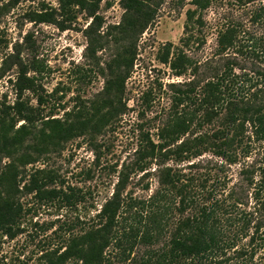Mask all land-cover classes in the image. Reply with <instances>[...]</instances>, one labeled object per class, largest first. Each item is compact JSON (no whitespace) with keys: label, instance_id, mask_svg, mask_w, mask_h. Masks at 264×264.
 <instances>
[{"label":"rangeland","instance_id":"rangeland-1","mask_svg":"<svg viewBox=\"0 0 264 264\" xmlns=\"http://www.w3.org/2000/svg\"><path fill=\"white\" fill-rule=\"evenodd\" d=\"M50 8L58 12V0H0V110L17 100L15 80L21 70L27 76L35 74L36 89L22 90L20 100L35 107L38 96L43 98L40 115H36L31 124L33 137H27L25 143L37 140L44 119L50 116L63 119L66 112L72 114L77 109L85 117L94 104L105 101L109 62L116 54L125 56L132 50L133 43L134 55L118 99L120 111H116L115 118L88 127L84 134L38 155L37 161L25 165L20 173L24 178L20 182L22 185L36 168L51 171L55 180L50 186L76 187L83 193L82 200L67 204L18 192L22 212L14 228L15 235L0 233V264H45L50 251L60 253L69 238L81 233L82 225L96 222L95 215L112 194L120 169L132 164L134 152L146 133L157 141L158 129L176 121L170 118L175 94L171 84L188 81L193 74L198 79L205 74L208 76L211 69H222L226 60L234 62L237 94L252 86H261L264 80L257 73L264 68V0H207V6L192 19L198 42L182 46L192 64L199 65L198 72L193 73L190 65L183 75H175L168 64L162 62V56L167 48L172 53L181 46L180 39L185 37L186 10L193 8L191 0H160L152 23L134 36L122 34L119 28L113 29L125 14L120 0H101L95 11L101 21L89 31L91 40L85 31L93 19L85 10H77L75 19L64 17L60 22L63 28L53 22L32 19L35 12ZM55 18L59 20L60 16ZM197 19L201 24L196 23ZM227 28L235 30L230 37L234 45L222 50L218 47V39ZM33 60L38 61L40 72L37 75L29 69ZM71 114L67 119H71ZM218 122L221 125L220 120ZM20 123L22 121L17 125ZM205 124L195 130L209 129ZM27 151H31L29 147ZM1 159L0 168L9 161L6 157ZM215 160L218 159L207 151L182 161L169 156L160 167L168 166L179 172L185 184L192 188L191 192L198 193L195 204L200 205L205 200L201 179L208 171L213 170L225 183L218 187L217 196L240 182L242 160L234 164L223 161V166L218 165L221 161ZM155 163L142 172L129 170L123 191L126 200L134 198L139 204L160 188ZM242 187L247 189L244 183ZM136 208L134 205L121 208L114 239L106 250L108 264H146L153 252L167 249L170 233L177 222L191 213L189 207L179 210L177 195L159 197L155 206L158 219L153 231L157 234L155 243L132 239L130 249L127 232L130 224H136L139 219ZM260 252L262 249L257 251L254 264H264V260L257 257ZM63 264L82 263L70 258Z\"/></svg>","mask_w":264,"mask_h":264},{"label":"trees","instance_id":"trees-1","mask_svg":"<svg viewBox=\"0 0 264 264\" xmlns=\"http://www.w3.org/2000/svg\"><path fill=\"white\" fill-rule=\"evenodd\" d=\"M100 1L58 0V12L53 8L41 9L40 12H35L32 19L53 22L63 28L60 23L63 19H75L77 10H85L93 19L85 31L91 40L89 31L101 21L95 14ZM159 1L120 0L125 14L122 22L113 26V29L119 28L122 34L133 36L143 32L154 20ZM191 4L193 8L186 10L185 37L180 39L181 46L176 47L172 53L167 48L162 56V62L167 63L175 75H183L190 65L193 73L198 72L199 65L192 64L182 46L198 42V34L192 29V19L207 6V0H191ZM56 16H60L59 20H56ZM196 23L201 24V20L197 19ZM234 32V29L229 28L221 32L218 47L225 50L234 45V41L230 40ZM134 47L135 43L125 56L116 54L111 59L112 62H109L108 77L104 85L107 95L105 101L94 104L85 117L77 109L72 114L66 112L63 119L51 116L44 119L43 127L37 133V140L31 144L25 142L27 137H33L31 124L34 117L40 115L43 98L38 96L35 107L20 100L22 90L36 89V76H27L23 70L19 72L15 80L18 98L12 105L7 104L0 110V163L2 157L9 159L0 168V233L11 237L15 235L14 228L22 212L18 192L34 194L40 200L67 204H76L82 200L83 193L76 187L67 185L63 188L62 184L50 186L55 180L51 171L36 168L28 174L22 185L20 182L24 178L20 173L25 165L36 162L38 155L84 134L88 127L99 126L115 118L116 111H120L118 99L124 90ZM89 51L94 52L95 48H89ZM233 63L226 60L222 69H211L208 76L205 74L198 79L193 74V78L188 81L171 84L175 94L170 118H176V121L158 129L157 141L146 133L144 141L134 152L132 164L120 169L112 194L95 215L96 222L88 226L82 225L81 233L69 238L60 253L57 250L50 251L45 264H63L70 258L81 261L82 264H108L106 250L114 239L119 213L122 212L121 208L129 205L138 207L136 210L139 217L136 224L128 227L130 249L132 239L139 238L143 242L154 244L157 234L153 231L158 223L155 206L159 197L165 198L171 194L179 197L180 211L189 207L191 213L177 222L170 233L167 249L153 252L146 264H254L255 255L261 249L262 252L257 257L258 260H264V80L261 86L255 85L246 92L237 94ZM18 65L21 66V63ZM29 69L37 75L40 72L38 61L33 60ZM257 73L264 77V68L261 72L257 70ZM238 89L241 90L239 87ZM69 114L71 119H67ZM20 121L22 123L17 125ZM204 124L210 128L195 130L203 128ZM28 147L30 152L27 151ZM207 151L218 159L215 161H221L218 165L223 166V161L234 164L242 160L239 170L241 177L238 184L217 196L215 194L223 180L214 173L213 167L210 168L212 172L203 174L200 184L204 188L203 199L206 201L198 205L195 204L198 193L191 192L192 188L185 184L181 174L171 167L160 166L169 156L182 161ZM249 158L252 159L248 161ZM151 163L158 166L160 188L149 198L140 200L139 204H136L134 198L126 200L127 196L123 195V191L129 170L142 172ZM217 168L220 169L218 166ZM243 183L246 190L242 187ZM232 258L236 260L230 262Z\"/></svg>","mask_w":264,"mask_h":264}]
</instances>
